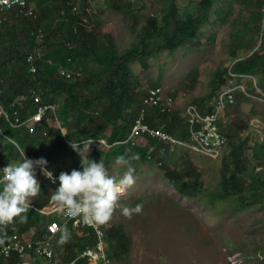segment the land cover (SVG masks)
<instances>
[{
    "label": "trees",
    "instance_id": "1",
    "mask_svg": "<svg viewBox=\"0 0 264 264\" xmlns=\"http://www.w3.org/2000/svg\"><path fill=\"white\" fill-rule=\"evenodd\" d=\"M107 1L110 2L113 0ZM203 1L207 5L209 4V1ZM235 1L237 3H240L245 8H252L256 5L253 3H257L259 12L255 13V17L257 21L261 24L263 23L264 26V0ZM31 2L35 3L36 5V10L34 11L33 15H21L18 14V12H14L16 16L12 17L11 15H9L8 20L1 24L2 26L0 25V49L1 46L2 50L4 49V52H1L3 53V55H0V89L2 90V92L0 93V99L3 106L6 108L8 107L7 113H11L13 116L10 121L4 118L5 120H2L1 123L0 166L6 164L7 162H12L14 164L21 162L23 157H21L20 155V149H24L26 156L29 159H39L41 157L45 158L49 162V166L51 164V167H55L54 169V167L50 168L48 166V170L52 171L54 175H60L61 172H70L73 169L82 171L83 169L81 160L76 156L77 151L73 150L69 146L71 142L83 143L88 141L89 139H107L108 145L102 147V149L97 148L98 150L96 149L97 151L95 150L88 157L89 159H95L97 162L103 159L105 167H107V165L110 166L111 162L114 161L116 157H124L125 159H129L132 155L139 154V160L131 161L136 171L138 170L137 168L139 165H161L162 169L164 168L163 171L166 179L170 180L182 193L195 198L200 194H207L209 190H206V186L204 185L205 182L202 179L204 170L202 171V169L197 166L198 164L195 161L189 159L191 155L190 154L188 157V154L191 152L189 149H182L179 153H177L179 151V148H176L174 152L175 156H172L175 159L174 160L169 159V155H166L165 159V155L163 154V152H166L165 154H167V151L173 148L172 143L169 141L166 142V145L164 141L162 142L159 140L154 144L153 142H156V140H151L150 138H148L145 139V141L148 140L149 146H144L145 148L141 145L138 147L123 145L122 147H115V149L109 148V145L112 146L117 142L128 138V135H130V132L132 130V125H134L135 123L134 120H136V117L141 115V108L143 105L142 103L149 93V91L148 93H138V95L134 93V71L131 67V63L139 62L141 65H146V58H148L154 52H159L161 51V49L165 48L175 49L176 47L183 46L186 41H189L191 37H193L196 32L200 30L203 25V18L201 16L195 17L191 15L187 16L186 18H182V16L179 17L178 14H176L179 12L176 5V0H168V13L166 16H161L165 17V22L158 25L156 21L157 18H150V22L145 27H143L142 30H134V28L132 27V31L135 33V35L138 34V41L136 45L133 46V49L131 48L129 50L123 51L125 52L123 53L117 47V42L114 34L111 31L107 30L108 24L103 20V15L94 14L93 10L85 11L82 8V6H84L82 5V3V6L79 7V4L74 2V0H31ZM127 2L128 0H117L118 7H120V9L116 10L119 12H125V9L129 7V4ZM89 5L91 6V4ZM43 6H45V9L43 8ZM77 7L80 8L81 12H78V10H76ZM128 13L130 14V12ZM100 17H102L103 22H101ZM39 29H42L45 33L44 43H40L38 46H36L35 40L38 36L37 30ZM237 33L238 35L242 36V39H244V37L249 34V32L242 31ZM156 37H164L165 40L163 43H160L158 47L151 48L149 46V41L155 40ZM99 40H101V43ZM263 46L264 42L256 51L254 46L252 45L245 47L246 49L248 48L247 50L249 51L246 52L247 54L242 57L238 55L239 49L233 51V62L231 64L232 67L230 66L228 68L216 70L213 78L210 81L211 89L207 97L205 99H199L193 102L195 106L198 105V110H203L202 113L215 111V104L212 103V99L215 98L219 94V92L228 85L229 79L231 77L230 69L233 70H231V72H233L235 75H238L236 79L238 80V83L241 84H243L241 81L248 79L247 76L243 77L242 75H256L255 73L257 71L258 74L264 73ZM26 47L29 50H26ZM25 50L28 52H26ZM31 53H34L35 55L34 61L32 63L28 61V57ZM65 61H67L66 63L70 64H66ZM9 64L10 66H8ZM32 65H36L38 67L37 73L31 72L30 67ZM6 66L8 67L6 68ZM68 73L71 76H68ZM217 74H219V78L221 81H217ZM258 77L259 79L255 83H252L253 90L250 91L253 93H259L260 91L257 89L258 85L261 86V84H264V75ZM99 78L100 80H102L100 81ZM239 78L241 81H239ZM155 87L158 86L156 85ZM256 89L259 92H257ZM247 91H241L244 95H241V92H238L239 95L238 93L236 94L238 95L236 96V98L238 97L236 100H239V103L243 102L246 98L249 99V91ZM34 92L37 93L35 97L32 96V93ZM77 95H79L80 97ZM263 95L264 92L258 94L259 97H263ZM20 96L24 98L26 97L25 99L28 100L26 107L22 110H19L20 108L17 109V107H11L12 102H15L16 99H18V97ZM37 97H40L39 99H41V101L39 102L41 104L45 103L44 105L48 104V106H51L52 104H58L59 107L55 108L54 110L51 109V112L48 111L47 116L49 117H46L47 123L44 120L38 123L36 128L37 130H35V132H31L27 124H24L27 127H14L12 125L14 122H16V116L14 115V112L19 111V114L21 111H24L21 112L22 115L24 114V116L22 117H30L28 115H33L37 110L39 102L34 101ZM127 100L129 101V103H127ZM139 103H141V105ZM233 105L229 104L232 109L231 107L229 108V106L227 107L228 109H226L228 117L223 116V119L221 118L218 122L221 125L219 126L228 137V145L226 147V149L228 150H225V154L222 156V160L224 161V164L227 160H229V162L228 164H225V166L222 164V179L219 182L220 188L214 190L215 192L212 191L213 193L211 194V197L213 199V202L231 201L234 202L237 207H239L240 202L244 203L249 200L256 199L257 186L264 188V177H261L263 175V172H258L257 175L252 176L248 172L247 166L250 156V150H252V152L255 153L258 157L264 156V140L256 139L255 136H253V134L248 131L249 124H245L242 121L240 122V124H238L239 118L236 114L238 111L235 112V108L237 106L236 103H233ZM208 109L211 111H209ZM96 111L99 114L96 113ZM179 112L181 113V111L176 110H168L167 112H162L159 108L153 107L152 109L148 110L149 114L146 112V117H149L147 118L146 122L149 124L151 118V126H153L154 124L156 125H154L153 128L163 130L166 133L168 132L170 136L175 140L193 144L195 143V140H193L192 138L191 125L189 122V117L187 115L188 113L186 114L187 111L184 110L185 114L183 116L182 113L180 114ZM25 113L28 115H25ZM127 114H130V120L127 119ZM132 116L136 117L133 118ZM225 117L227 119H225ZM25 118L22 119L24 120ZM172 118H174L175 120ZM50 120L52 122H50ZM118 121H121L122 123ZM69 122L72 125L69 124ZM116 122L118 123V125H116ZM173 123L175 124L173 125ZM187 124L189 126H187ZM222 124L225 125L222 126ZM47 125L49 126L47 127ZM171 125H173V128L171 127ZM186 126L189 128H185ZM40 127L43 130H41ZM49 127L51 128V131L53 129L54 130L52 132H49ZM24 128L27 129L25 130ZM63 129L65 130V133L63 132ZM182 129H186L187 132L183 131ZM170 130L172 131V133ZM174 130L175 132L177 131L180 135H177L175 132H173ZM108 131H110V134L108 133ZM181 131H183V133ZM7 132L10 133V136ZM185 132L187 134L188 132H190L188 134L189 138H187L188 136H186ZM61 133L65 134L66 136L62 135ZM56 134L59 137V139L57 138L58 141L56 140ZM172 134H175V137L174 135L172 136ZM181 134H183L185 137L183 138V135ZM13 135L15 137H13ZM71 135H73V137ZM116 135L117 137H115ZM241 135L243 136V139ZM48 136H52L53 138ZM112 136H114V139L112 138ZM178 137L180 139H178ZM151 142L154 146L151 144ZM160 142L165 148L159 146L161 145L159 144ZM157 149L159 150V152H157ZM69 152L72 153L71 156ZM107 158L109 159L107 160ZM152 158L154 160H151ZM178 158L179 161H177ZM186 159L189 160L187 161ZM183 160H186L185 164H183ZM153 161H155V163ZM164 163L165 165H167L165 166ZM180 163H182V165ZM187 163L189 166L187 165ZM167 167L169 168V170H171H167ZM177 169L179 170V172L175 174V171H177ZM167 171L169 173L172 171L173 174H169L168 176ZM36 173L37 179L41 184V192L39 194L40 196L38 195L39 197L30 199L31 207L29 211L24 214L26 216V219L23 222H21L19 218H16L11 224H8L6 226L0 225V232L4 233H0V241H2V243H0V249L9 244L16 235H25L28 233V231H31V229H36V231H38L37 234L38 238L40 239L47 232L46 227L50 221L60 220L61 215L59 214H54V216H44L35 209V207L43 208L49 203L46 202L50 200V195L47 194H51L53 191L58 189L59 186L57 185H59V180H57L55 184L52 183L42 175L39 167L36 168ZM47 184L48 186H46ZM48 191L51 192L48 193ZM43 197H48V199L45 198L46 201L44 202ZM31 200L33 202H31ZM41 201L44 203H42ZM37 204L42 205L37 206ZM109 222L110 219L107 222L99 224L103 229H105L106 225ZM6 230L8 231L6 232ZM106 231V238L109 244V255L111 257L109 259L115 262V264L122 263L123 261L127 260V258H129L128 255L130 254L129 249L131 248L130 239H128V237L122 233V229L119 227H113ZM115 238H117L118 240H116ZM124 240L129 241L127 243L126 241L124 242ZM54 241V248H56L57 256L61 257V260L63 261V263H65L64 261H73L86 250L95 248L98 243V238L94 230L87 228L74 229L72 223H70L69 227L65 229L63 233L57 235ZM117 242L121 244L119 245ZM122 244L125 245L126 248H124ZM128 245L130 246V248L128 247ZM113 246H115L116 248ZM114 256L117 258H115ZM81 264H85V261L81 260Z\"/></svg>",
    "mask_w": 264,
    "mask_h": 264
},
{
    "label": "rangeland",
    "instance_id": "2",
    "mask_svg": "<svg viewBox=\"0 0 264 264\" xmlns=\"http://www.w3.org/2000/svg\"><path fill=\"white\" fill-rule=\"evenodd\" d=\"M75 1L79 4V7L84 5L82 8H84L85 11L93 10L94 14L103 15V20L108 24L107 30L114 34L117 47H119L118 49L120 51L129 50V48H132L135 43H137L138 34L135 35L132 31L133 26L134 30H142V28L150 22V18H157L156 21L158 25H160V23L165 22V17L161 16H166L168 13V0H128L127 3L129 7L125 9V12L116 10L120 9L117 0L110 2L107 0H74V2ZM207 1H209L208 5L203 0H176L179 11L177 14L179 17L182 16V18H186L190 15L195 17L201 16L203 18V25L189 41L183 44V46L176 47L175 49H161L159 54L158 52H154L146 58V65H141L139 62L131 63V67L135 74L134 78L136 77L134 79V84H136L135 86L137 88L136 90L134 86L135 94L148 93V91L154 88H164L166 94L175 99L172 110L181 111L184 115V110L189 104H194L193 102L195 100L205 99L207 97L211 89L210 81L215 71L231 66L233 62V51L239 49L238 55L242 57L249 51L245 48L247 46L255 45V51L259 49L264 40V26L263 23H259L255 17V13L259 12L257 3H253L256 5L252 8H245L235 0ZM89 4H91L92 7L88 6ZM79 7H77L76 10L81 12ZM43 8L45 9V6H43ZM35 10L36 5L31 2V0L26 8L4 10L0 12V25L8 20L9 15L12 17L16 16L14 12H18V14L21 15H33ZM128 12H130V14ZM245 22L250 25L248 26ZM247 26L249 29L244 30ZM239 30H243L244 32H249V30L252 31H250L244 39H241L243 40L242 42H239L241 41L240 39L235 40ZM37 33L38 36L35 40L36 46L40 43H44L45 35L42 29L37 30ZM239 36L240 35H238V37ZM164 40V37H156L155 40L149 41V46L151 48L158 47ZM130 42H132L133 46ZM242 48L244 50H242ZM0 51L4 52L2 46ZM34 57V53H31L28 57V61L32 63ZM36 68L38 69L36 65H32L30 67L31 72L37 73L38 70ZM232 74L233 76H231L229 80H235L238 87L237 91L241 89L243 85H246L249 91V99L246 98L241 104L238 103L239 101H235L236 106L240 104L235 108V112L238 111L236 113L239 118L238 124H240L241 121L245 124H249L248 131L252 133L256 139L264 140V96L259 97L255 95L258 93L251 92L253 90L252 83H255L259 79L258 76H262L264 73L258 74L257 71L255 73L256 75L245 74L244 76H247L251 81L246 79L242 81L243 83L245 82L244 84L238 83L236 79L238 76H234L233 72ZM156 85L159 86L155 87ZM246 86L245 89H242L245 92L247 91ZM257 89L256 91L259 93L264 92V84H261V86L258 85ZM0 91L2 92L1 89ZM36 95L35 92L32 93V96ZM37 98L34 101H37ZM39 101H41V99H39ZM214 101L215 98L212 99V102ZM27 103L28 100L20 96L15 102H12L11 107L15 106L24 109ZM44 104L45 103H43V105ZM0 107H2V110H5L1 102ZM51 107L54 110L58 108V104H52ZM144 108L148 113V110L153 107H144L143 102L141 115ZM1 114L2 111H0V118ZM20 114H18V111L14 112V115L17 116L16 122L13 124L11 122L16 128L21 127V125L25 126L20 122L23 118ZM140 116H138L136 120ZM224 116H228L227 112H225ZM226 117L225 119H227ZM7 118L9 121L11 120V113L7 114ZM0 122L2 123L1 120ZM120 123L122 122L120 121ZM35 130L36 126L34 130L30 131L35 132ZM63 132L65 133L64 129ZM109 132L110 131H108V133ZM91 140L93 143L90 146L88 157L97 148L108 145L107 139ZM125 141L126 139H123L112 146L109 145V148L115 149V147H122L125 144H132ZM140 145L147 146L148 143L143 139L139 141V145L133 146L132 144L130 146L138 147ZM81 148H83V144ZM181 150L182 148H179L177 153ZM190 151L191 155L189 159L195 161L202 171L204 170L202 179L205 182L206 190H209V192L205 195L200 194L196 198L188 196L179 191L170 180H167L166 177L163 176L164 171L161 165H139L137 168L138 170L135 172V185L121 198L110 218V222L106 225L105 229L99 224L101 229L104 230H101V232H103V235H106L104 240L105 251H109L106 230L119 227L122 229V233L131 240V252L129 254L130 257L125 260L126 262L123 261L118 264H264V188L257 186L256 199L240 203L239 207L231 201L213 202L211 194L215 192L214 190L220 188L219 182L222 179L221 168L223 158L216 160L217 157L213 158L204 153L199 154L200 152L198 151ZM249 153L250 156L247 163L248 172L252 176L257 175L258 172H263L261 177H264V156L258 157L252 150H250ZM163 154L166 156L164 152ZM76 155L81 160L80 154L77 153ZM117 159L118 158L112 161L110 166L106 168L110 174L119 176L126 171V168L117 164ZM169 159H172V157H169ZM10 163L12 162L1 165L0 169H3ZM117 172H119V174ZM68 173L70 174V172ZM56 176L58 177L59 175ZM136 189L140 194L136 192ZM166 189L168 191L170 189L171 192H168ZM168 197H171V200ZM138 199L139 201H137ZM137 204L142 205V212L133 214L131 217L123 214L122 206L134 208ZM41 214L49 216L43 213ZM165 215H167L168 218ZM52 216H54V214H52ZM155 219L157 220L156 222ZM37 232L36 229H31V231L23 236H16L22 238L23 242L27 243L30 239H35L34 241L40 240ZM52 251L56 259L57 251L54 249V242L52 243ZM108 251H106V254L108 253L107 255L109 256ZM30 259L33 260L35 264L44 263L37 255H33ZM182 259H184L183 262H181ZM23 260L24 258H15L14 256H0V264H15ZM71 261L64 262L69 263ZM55 262H57V264H64L59 256H57ZM85 264H91L88 257L86 258ZM110 264H115V262L111 260Z\"/></svg>",
    "mask_w": 264,
    "mask_h": 264
},
{
    "label": "clouds",
    "instance_id": "3",
    "mask_svg": "<svg viewBox=\"0 0 264 264\" xmlns=\"http://www.w3.org/2000/svg\"><path fill=\"white\" fill-rule=\"evenodd\" d=\"M92 143L91 139L83 143L71 142L70 147L81 156L83 170L73 169L70 174L61 172L58 178L59 187L51 193L50 203L57 211L80 217L85 223H103L111 218L121 198L135 185L136 169L131 161L139 160V154H134L129 159L118 158L117 164L125 167L126 171L117 176L109 173L103 159L97 162L88 158ZM20 155L23 157L21 162L10 163L0 169V225L11 224L16 218L21 222L26 219L24 214L31 207L30 199L37 197L41 192L37 167L44 177L56 183V177L48 170V161L45 158L29 159L24 149H20ZM122 212L131 217L142 212V205L137 204L134 208L122 206ZM32 254L40 258L34 250L29 251L31 258Z\"/></svg>",
    "mask_w": 264,
    "mask_h": 264
},
{
    "label": "built area",
    "instance_id": "4",
    "mask_svg": "<svg viewBox=\"0 0 264 264\" xmlns=\"http://www.w3.org/2000/svg\"><path fill=\"white\" fill-rule=\"evenodd\" d=\"M30 0H0V12L4 10L23 9L26 8ZM38 70V69H37ZM230 74L233 76L231 69ZM68 76H71L68 73ZM234 76H238L235 75ZM243 77H246L242 75ZM238 87L235 80H229L228 85L219 92L215 97V111L203 114L198 110L194 104H189L186 107L188 113L189 122L191 125V134L195 143L190 144L188 142H182L173 139L163 130L153 128L146 122V110L143 109L142 115L136 120L130 135L125 142L132 143L133 145H139V141L150 138L159 141H169L172 143L173 148L169 150L168 155H173L176 148L189 149L204 153L210 157H217L216 160L221 159L224 155L225 149L228 145V137L219 126V120L224 116L229 104H233L236 101V94L239 90L245 89L243 86L237 91ZM39 102V99L37 98ZM175 99L172 96L166 94L164 88H154L148 93V96L144 100V107H156L162 112L172 110ZM53 109L51 106L38 104L37 111L32 116L21 121V124H27L30 130H34L37 123L42 122L48 111ZM0 120L7 118V112L2 110ZM224 112V113H223ZM223 113V114H222ZM161 164V163H160ZM56 177V181L59 180V176ZM45 215L59 214L60 220H52L47 224V232L40 240L34 241L30 239L28 243L23 242V239L15 236L12 241L0 250V255L11 257L16 255L18 258H24L23 261L16 262L15 264H35L30 259L29 251H35L39 255V259L43 260V264H57L52 251V243L57 235L63 233L72 223L74 229L87 228L95 231L98 244L93 250H86L78 256V258L70 264H80L81 260L86 261L88 257L91 264H110L111 260L105 251V235L101 232V227L98 223H85L80 217H72L67 214L61 213L49 202L43 208H35ZM103 231V230H102ZM62 264V263H61Z\"/></svg>",
    "mask_w": 264,
    "mask_h": 264
},
{
    "label": "bare ground",
    "instance_id": "5",
    "mask_svg": "<svg viewBox=\"0 0 264 264\" xmlns=\"http://www.w3.org/2000/svg\"><path fill=\"white\" fill-rule=\"evenodd\" d=\"M71 1H72V0H71ZM132 1H133V0H132ZM75 2H77V1H75ZM89 6H90V5H89ZM33 7H34V6H33ZM87 7H88V6H87ZM91 7H92V5H91ZM135 7H136V6H135ZM83 9H84V8H83ZM83 9H82V10H83ZM176 11H177V10H176ZM247 11H248V10H247ZM33 13H34V12H33ZM78 14H79V13H78ZM80 14H81V13H80ZM176 14H177V13H176ZM100 19H101V22H103V21H102V17H100ZM196 19H197V18H196ZM248 22H249V21H248ZM245 23L247 24V22H245ZM2 24H3V23H2ZM90 25H91V24H90ZM247 25H248V24H247ZM249 25H250V24H249ZM249 25H248V26H249ZM1 26H2V25H1ZM248 26H247L246 29H244V30L249 29ZM254 26H255V25H254ZM4 27H5V26H4ZM103 27H104V26H103ZM133 27H134V26H133ZM243 27H245V26H243ZM255 27H256V26H255ZM2 28H3V27H2ZM235 29H236V28H235ZM235 29H234V30H235ZM238 29H239V28H238ZM255 29H256V28H255ZM258 30H259V29H258ZM3 31H4V30H3ZM32 31H33V30H32ZM95 31H96V30H95ZM250 31H252V30H249V32H250ZM255 31H256V30H255ZM263 31H264V30H263ZM35 32H36V31H35ZM46 32H48V31H46ZM98 32H99V31H98ZM238 32H240V30H239ZM242 32H244V31L242 30ZM246 32H248V31H246ZM42 33H43V32H42ZM51 33H52V32H51ZM96 33H97V32H96ZM232 33H233V32H232ZM233 34H234V33H233ZM233 34H232V35H233ZM239 34H240V33H239ZM242 34H243V33H242ZM244 34H245V33H244ZM247 34H248V33H247ZM263 34H264V33H263ZM35 35H36V33H35ZM235 36H236V35H235ZM20 37H21V35H20ZM233 37H234V36H233ZM233 37H232V38H233ZM237 37H238V35H237ZM237 37H235V40H239L242 36L240 35V36H239V39H238ZM243 37H244V35H243ZM191 38H192V37H191ZM232 38H231V40H232ZM236 38H237V39H236ZM244 38H245V37H244ZM241 39H242V38H241ZM241 39H240V40H241ZM263 39H264V38H263ZM133 40H134V39H133ZM99 41H100V43H101V40H99ZM136 41H137V40H136ZM136 41H135V42H136ZM242 41H243V40H241V41H239V42H242ZM248 41H249V40H248ZM254 41H255V40H254ZM256 41H257V40H256ZM235 42H236V41H235ZM263 42H264V41H263ZM130 43H131V45L133 46L132 42H130ZM138 43H140V42H138ZM255 43H256V42H255ZM67 45H68V44H67ZM135 45H136V43H135ZM185 45H186V44H185ZM124 46H125V45H124ZM252 46H253V45H252ZM254 46H255V45H254ZM21 47H22V46H21ZM263 47H264V46H263ZM26 48H27V47H26ZM118 48H119V47H118ZM133 48H134V47H132V49H133ZM250 48H251V47H250ZM30 49H31V48H30ZM120 49H121V48H120ZM129 49H131V48H129ZM247 49H248V48H247ZM0 50H1V49H0ZM26 50H29V49L27 48ZM26 50H25V51H26ZM176 50H177V49H176ZM242 50H244V49L242 48ZM251 50H252V49H251ZM3 51H4V49H3ZM31 51H32V50H31ZM125 51H126V50H125ZM26 52H28V51H26ZM122 52H123V51H122ZM122 52H121V54H122ZM123 53H125V52H123ZM1 54L3 55V53H1V51H0V55H1ZM6 54H7V53H6ZM26 54H27V53H26ZM104 54H105V53H104ZM158 54H159V52H158ZM255 54H256V53H255ZM6 56H7V55H6ZM153 56H154V55H153ZM249 57H250V56H249ZM245 58H247V57H245ZM2 59H3V58H2ZM4 59H5V58H4ZM5 60H6V59H5ZM32 60H33V59H32ZM244 60H245V59H244ZM2 61H3V60H2ZM67 61H68V60H67ZM67 61H65V63H66ZM72 61H73V60H72ZM235 63H236V62H235ZM14 64H15V63H14ZM14 64H13V66H14ZM66 64H70V63H66ZM8 66H10V64H9ZM8 66H6V68H7ZM62 66H63V65H62ZM66 66H67V65H66ZM0 68H1V67H0ZM2 68H4V67H2ZM233 68H235V67H233ZM36 69H37V68H36ZM231 70H232V69H231ZM232 71H233V70H232ZM24 72H26V71H24ZM218 73H219V72H218ZM219 74H220V73H219ZM219 74H217V81H221L220 78H219ZM226 74H228V73H226ZM226 74H225V75H226ZM134 75H135V74H134ZM9 76H10V75H9ZM138 76H139V74H138ZM215 76H216V75H215ZM229 76H230V75H229ZM225 77H226V76H225ZM225 77H224V78H225ZM250 77H251V76H250ZM135 78H136V77H135ZM135 78H134V79H135ZM140 78H141V77H140ZM241 78H242V77H241ZM251 78H252V77H251ZM64 79H65V78H64ZM134 79H133V81H134ZM138 79H139V78H138ZM248 79H249V78H248ZM97 80H98V78H97ZM99 80H100V78H99ZM101 80H102V79H101ZM101 80H100V81H101ZM136 80H137V79H136ZM136 80H135V81H136ZM249 80H250V79H249ZM137 81H138V80H137ZM239 81H241L240 78H239ZM250 81H251V80H250ZM66 82H67V80H66ZM241 82H242V81H241ZM139 83H140V82H139ZM220 83H221V82H220ZM242 83H243V82H242ZM244 83H245V82H244ZM244 83H243V84H244ZM261 83H262V82H261ZM93 84H94V83H93ZM158 84H159V83H158ZM240 84H241V83H240ZM259 84H260V83H259ZM64 85H65V84H64ZM91 85H92V84H91ZM96 85H97V84H96ZM135 85H136V84H135ZM138 85H139V84H138ZM219 85H220V84H219ZM85 86H86V85H85ZM97 86H98V85H97ZM158 86H159V85H158ZM243 86H244V85H243ZM135 87H136V86H135ZM137 87H138V86H137ZM223 87H224V86H223ZM2 88H3V87H2ZM87 88H89V87H87ZM224 88H225V87H224ZM37 89H38V88H37ZM76 89H77V88H76ZM41 90H42V89H41ZM219 90H220V89H219ZM241 90H242V89H241ZM0 92H1V91H0ZM30 92H31V90H30ZM30 92H29V93H30ZM98 92H99V91H98ZM213 92H214V91H213ZM240 92H241V91H239V93H240ZM99 93H100V92H99ZM146 93H147V92H146ZM239 93H238V95H239ZM243 93H244V92H243ZM36 94H37V93H36ZM258 94H259V93H258ZM258 94H255V95L258 96ZM238 95H236V96H238ZM241 95H244V94H242V92H241ZM260 95H261V94H260ZM77 96H79V95H77ZM261 96H262V95H261ZM263 96H264V95H263ZM34 97H35V96H34ZM79 97H80V96H79ZM239 97H240V96H239ZM242 97H243V96H242ZM25 98H26V97H25ZM237 98H238V97H237ZM237 98H236V99H237ZM2 99H3V98H2ZM28 99H29V98H28ZM30 99H31V98H30ZM34 99H35V98H34ZM129 99H131V98H129ZM131 100H133V99H131ZM127 101H128V100H127ZM127 101H126V102H127ZM237 101H239V100H237ZM0 102H1V99H0ZM2 102H3V101H2ZM132 102H133V101H132ZM138 102H139V101H138ZM127 103H129V101H128ZM133 103H134V102H133ZM235 103H236V102H235ZM238 103H239V102H238ZM134 104H135V103H134ZM139 104L141 105V103H139ZM142 104H143V103H142ZM240 104H241V103H240ZM240 104H239V105H240ZM32 105H33V104H32ZM232 105H233V104H232ZM239 105H237V106H239ZM138 106H139V105H138ZM197 106H198V105H197ZM233 106H235V105H233ZM12 107H13V106H12ZM14 107H15V106H14ZM58 107H59V106H58ZM230 107H231V106H229V108H230ZM5 108H6V107H5ZM7 108H8V107H7ZM7 108L5 109V111L7 110ZM198 108H199V107H198ZM202 108H204V107H202ZM231 108H232V107H231ZM236 108H237V107H236ZM9 109H10V108H9ZM14 109H15V108H14ZM14 109H13V110H14ZM17 109H18V108H17ZM19 110H22V109H19ZM56 110H57V109H56ZM200 110H201V108H200ZM208 110H209V109H208ZM233 110H234V109H233ZM11 111H12V110H11ZM57 111H58V110H57ZM66 111H67V110H66ZM99 111H100V110H99ZM125 111H126V110H125ZM177 111H178V110H177ZM202 111H203V110H202ZM202 111H201V112H202ZM209 111H211V110H209ZM229 111H230V110H229ZM13 112H14V111H13ZM18 112H19V111H18ZM21 112H24V111H21ZM50 112H51V111H50ZM26 113H28V112H26ZM26 113H25V115H28V114H26ZM31 113H32V112H31ZM34 113H36V111H35ZM96 113H98V112L96 111ZM112 113H113V111H112ZM126 113H127V112H126ZM179 113H180V112H179ZM179 113H178V115H179ZM181 113H182V112H181ZM181 113H180V114H181ZM204 113H205V112H204ZM204 113H203V114H204ZM19 114H20V113H19ZM57 114H58V113H57ZM98 114H99V113H98ZM146 114H147V113H146ZM148 114H149V113H148ZM184 114H185V113H184ZM186 114H187V112H186ZM227 114H228V113H227ZM11 115H12V114H11ZM52 115H54V114H52ZM110 115H111V114H110ZM182 115H183V113H182ZM187 115H188V114H187ZM187 115H186V116H187ZM9 116H10V115H9ZM20 116H24V114H23V115L21 114ZM20 116H19V117H20ZM28 116H30V115H28ZM127 116H128V118H127V117H126V118H127L128 120H130V119H129V118H130V114H129V115L127 114ZM151 116H152V115H151ZM173 116H174V115H173ZM173 116H172V117H173ZM183 116H184V115H183ZM12 117H13V116H12ZM16 117H17V116H16ZM16 117H15V118H16ZM46 117H49V116L46 115ZM46 117H45V119H44L45 122L47 121V120H46ZM62 117H64V116H62ZM123 117H124V115H123ZM132 117H133V116H132ZM132 117H131V118H132ZM135 117H136V116H134L133 118H135ZM174 117H175V116H174ZM179 117H180V116H179ZM181 117H182V116H181ZM227 117H228V116H227ZM9 118H10V117H9ZM23 118H24V117H23ZM133 118H132V119H133ZM136 118H137V117H136ZM147 118H149V117H146V119H147ZM154 118H155V116H154ZM19 119H20V118H19ZM19 119H18V120H19ZM25 119H26V118H25ZM59 119H60V117H59ZM63 119H64V118H63ZM122 119H124V118H122ZM163 119H164V118H163ZM170 119H171V118H170ZM172 119H174V118H172ZM186 119H187V118H186ZM222 119H223V118H222ZM3 120H5V119H3ZM15 120H16V119H15ZM21 120H23V119H21ZM21 120H20V122H21ZM51 120H53V119H51ZM51 120H50V122H52ZM133 120H134V119H133ZM158 120H159V119H158ZM164 120H165V119H164ZM166 120H168V119H166ZM174 120H175V119H174ZM184 120H185V118H184ZM106 121H107V120H106ZM113 121H115V120H113ZM134 121H135V120H134ZM221 121H222V120H221ZM221 121H220V122H221ZM13 122H14V121H13ZM65 122H66V121H65ZM118 122H120V121H118ZM150 122H151V118H150L149 124H150ZM153 122H154V121H153ZM160 122H161V120H160ZM164 122H165V121H164ZM164 122H162V123H164ZM170 122H171V121H170ZM177 122H180V121H177ZM183 122H184V121H183ZM230 122H231V121H230ZM0 123H1V122H0ZM3 123H5V122H3ZM14 123H15V122H14ZM43 123H44V122H43ZM46 123H47V122H46ZM55 123H56V120H55ZM55 123H54V124H55ZM110 123H111V122H110ZM116 123H117V122H116ZM167 123H168V122H167ZM167 123H166V124H167ZM222 123H223V122H222ZM226 123H227V121H226ZM228 123H229V122H228ZM69 124H71V123L69 122ZM111 124H112V123H111ZM134 124H135V123H134ZM156 124H157V123H156ZM170 124H171V123H170ZM174 124H175V123H173V125H174ZM183 124H185V123H183ZM23 125H24V124H23ZM39 125H40V124H39ZM42 125H43V124H42ZM56 125H57V124H56ZM71 125H72V124H71ZM112 125H113V124H112ZM116 125H118V123H117ZM119 125H120V123H119ZM150 125H151V124H150ZM152 125H153V124H152ZM154 125H155V124H154ZM154 125H153V126H154ZM163 125H164V124H163ZM173 125H171V127H172ZM219 125H220V124H219ZM224 125H225V124H224ZM224 125L222 124V126H224ZM3 126H4V125H3ZM6 126H7V125H6ZM48 126H49V125H47V127H48ZM62 126H63V125H62ZM64 126H65V125H64ZM83 126H84V125H83ZM153 126H152V127H153ZM155 126H156V125H155ZM161 126H162V124H161ZM176 126H177V124H176ZM182 126H183V125H182ZM187 126H189V125L187 124ZM187 126H186L185 128H189V127H187ZM220 126H221V125H220ZM0 127H1V126H0ZM7 127H8V126H7ZM21 127H22V125H21ZM25 127H27V126H25ZM42 127H43V126H42ZM116 127H118V126H116ZM132 127H133V125H132ZM227 127H228V125H227ZM9 128H10V127H9ZM9 128H8V129H9ZM36 128H37V124H36ZM49 128H50V127H49ZM55 128H56V127H55ZM66 128H67V127H66ZM82 128H83V127H82ZM158 128H159V127H158ZM160 128H161V127H160ZM168 128H169V127H168ZM172 128H173V127H172ZM178 128H179V127H178ZM180 128H181V127H180ZM24 129H25V128H24ZM26 129H27V128H26ZM26 129H25V130H26ZM29 129H30V128H29ZM40 129H41V127H40ZM44 129H45V128H44ZM84 129H85V128H84ZM110 129H111V128H110ZM161 129H162V128H161ZM163 129H164V128H163ZM166 129H167V127H166ZM170 129H171V128H170ZM175 129H176V128H175ZM224 129H225V128H224ZM3 130H4V129H3ZM13 130H14V129H13ZM15 130H17V129H15ZM20 130H21V129H20ZM36 130H37V129H36ZM41 130H43V129H41ZM53 130H54V129H53ZM53 130H52V131H53ZM56 130H57V129H56ZM56 130H55V131H56ZM73 130H74V128H73ZM130 130H131V129H130ZM130 130H129V132H130ZM176 130H177V129H176ZM182 130H183V129H182ZM251 130H252V129H251ZM258 130H259V129H258ZM22 131H23V130H22ZM52 131H51V128H50V131H49V132H52ZM57 131H58V130H57ZM69 131H70V130H69ZM167 131H168V129H167ZM170 131H171V130H170ZM183 131H186V129L183 130ZM183 131H181V132L183 133ZM24 132H25V131H24ZM66 132H67V131H66ZM72 132H73V131H72ZM84 132H85V131H84ZM86 132H87V130H86ZM86 132H85V133H86ZM173 132H175V130H174ZM186 132H187V131H186ZM186 132H185V133H186ZM260 132H261V131H260ZM7 133H8V135L10 134L9 132H7ZM29 133H30V132H29ZM40 133H42V132H40ZM54 133H55V132H54ZM56 133H58V132H56ZM73 133H74V132H73ZM167 133H168V132H167ZM171 133H172V131H171ZM175 133H176L177 135L179 134L177 131H176ZM189 133H190V132H188V134H189ZM4 134H5V133H4ZM46 134H47V133H46ZM74 134H75V133H74ZM168 134H169V133H168ZM188 134L186 133V136H188ZM22 135H23V134H22ZM56 135H57V134H56ZM59 135H60V134H59ZM75 135H76V134H75ZM169 135H170V134H169ZM173 135H174V137H175V134H172V136H173ZM177 135H176V137H177ZM179 135H180V134H179ZM181 135H183V134H181ZM242 135H243V134H242ZM242 135H241V136H242ZM9 136H10V135H9ZM11 136H12V133H11ZM16 136H18V135H16ZM67 136H68V135H67ZM71 136L73 137V135H71ZM71 136H70V137H71ZM81 136H82V135H81ZM81 136H79V137H81ZM107 136H108V135H107ZM128 136H129V135H128ZM245 136H246V135H245ZM13 137H15V136L13 135ZM48 137H52V136H48ZM62 137H63V136H62ZM72 137H71V138H72ZM77 137H78V135H77ZM83 137H84V136H83ZM88 137H89V136H88ZM113 137H114V136H112V138H113ZM115 137H117V135H116ZM179 137H180V136H179ZM179 137H178V139H180ZM182 137L184 138L185 136L183 135ZM46 138H47V137H46ZM52 138H53V137H52ZM57 138L59 139L58 135H57V137H56V140H57ZM84 138H85V137H84ZM90 138H91V137H90ZM112 138H111V139H112ZM183 138H182V139H183ZM187 138H189V136H188ZM187 138H185V139H187ZM47 139H48V138H47ZM68 139H70V138H68ZM79 139H81V138H79ZM111 139H110V140H111ZM113 139H114V138H113ZM146 139H148V138H146ZM242 139H243V136H242ZM48 140H49V139H48ZM89 140H90V139H89ZM151 140H153V139H151ZM50 141H51V140H50ZM57 141H58V140H57ZM64 141H65V140H64ZM96 141H97V140H96ZM157 141H158V140H156V142H153V141H152V142L155 144V143H157ZM192 141H193V140H192ZM244 141H245V140H244ZM55 142H56V141H55ZM61 142H62V141H61ZM146 142L148 143V140H147ZM152 142H151V144H152ZM162 142H163V141H162ZM164 142H165V145H166V142H167V141H164ZM143 143H144V142H143ZM191 143H192V142H191ZM144 144H145V143H144ZM159 144H161V142H160ZM170 144H171V143H170ZM57 145H58V144H57ZM67 145H68V144H67ZM101 145H103V144H101ZM101 145H100V146H101ZM125 145H126V144H125ZM130 145H132V144H130ZM148 145H149V143H148ZM152 145H153V144H152ZM162 145H163V144H161V145H159V146L163 147ZM165 145H164V146H165ZM54 146H55V144H54ZM69 146H70V145H69ZM127 146H128V145H127ZM133 146H134V145H133ZM153 146H154V145H153ZM159 146H158V147H159ZM230 146H231V145H230ZM97 147H98V146H97ZM143 147H144V146H143ZM143 147H142V148H143ZM161 147H160V148H161ZM168 147H169V146H168ZM144 148H145V147H144ZM146 148H147V147H146ZM163 148H165V147H163ZM170 148H171V146H170ZM95 149H96V148H95ZM100 149H102V147H101ZM180 149H181V148H180ZM229 149H230V148H229ZM97 150H98V149H97ZM97 150H96V151H97ZM157 150H158V149H157ZM225 150H228V149H225ZM64 151H65V150H64ZM100 151H102V150H100ZM105 151H106V149H105ZM166 151H167V150H166ZM168 151H169V150H168ZM168 151H167V152H168ZM155 152H156V150H155ZM157 152H159V150H158ZM185 152H186V151H185ZM189 152H190V151H189ZM231 152H232V151H231ZM69 153H70V152H69ZM77 153H78V152H77ZM77 153H76V154H77ZM194 153H195V152H194ZM71 154H72V153H70V156H71ZM73 154H74V153H73ZM91 154H92V153H91ZM195 154H196V153H195ZM199 154H201V153H199ZM224 154H225V153H224ZM93 155H94V154H93ZM166 155H167V154H166ZM173 155H174V154H173ZM184 155H186V154H184ZM189 155H190V153L188 154V157H189ZM202 155H203V154H202ZM76 156H77V155H76ZM102 156H103V155H102ZM106 156H108V155H106ZM115 156H116V155H115ZM150 156H151V155H150ZM153 156H155V155H153ZM161 156H162V155H161ZM174 156H175V155H174ZM177 156H179V155H177ZM77 157H78V156H77ZM112 157H113V156H112ZM91 158H92V156H91ZM113 158H114V157H113ZM116 158H117V157H116ZM123 158H124V157H123ZM153 158H154V157H153ZM153 158H152L151 160H154ZM206 158H208V157H206ZM47 159H48V158H47ZM73 159H74V158H73ZM75 159H76V157H75ZM108 159H109V158H107V160H108ZM155 159H156V158H155ZM165 159H166V156H165ZM172 159H174V158L172 157ZM181 159H183V158H181ZM49 160H50V159H49ZM148 160H149V159H148ZM151 160H150V161H151ZM161 160H162V159H161ZM174 160H175V159H174ZM186 160H187V159H186ZM186 160H185V161H186ZM188 160H189V159H188ZM188 160H187V161H188ZM50 161H51V160H50ZM156 161H157V160H156ZM166 161H169V160H166ZM171 161H172V160H171ZM177 161H179V158H178ZM177 161H176V163H177ZM183 161H184V160H183ZM185 161H184L183 164L186 163ZM0 162H1V160H0ZM105 162H106V160H105ZM153 162L155 163V161H153ZM160 162H161V161H160ZM162 162H164V161H162ZM223 162H224V161H223ZM228 162H229V160H227V161L225 162V164H228ZM230 162H232V161H230ZM48 163H49V162H48ZM50 163H51V162H50ZM70 163H71V161H70ZM176 163H175V164H176ZM107 164H108V163H107ZM107 164H106V165H107ZM114 164H115V163H114ZM171 164H172V163H171ZM180 164L182 165V163H180ZM180 164H179V167H180ZM225 164L223 163L224 166H225ZM56 165H57V164H56ZM148 165H149V164H148ZM164 165H165V163H164ZM166 165H167V164H166ZM166 165H165V166H166ZM187 165H188V163H187ZM189 165H190V162H189ZM189 165H188V166H189ZM48 166H49V165H48ZM107 166H108V165H107ZM159 166H160V165H159ZM173 166H174V165H173ZM188 166H187V167H188ZM49 167H50V168H53L54 166L51 167V164H50ZM168 167H169V165H168ZM168 167H167V170H169ZM170 167H171V166H170ZM57 168H58V167H57ZM107 168H108V167H107ZM123 168H124V167H123ZM54 169H55V167H54ZM54 169H53V170H54ZM72 169H73V168H72ZM112 169H114V168H112ZM163 169H164V168H163ZM165 169H166V168H165ZM56 170H57V169H56ZM121 170H122V169H121ZM123 170H124V169H123ZM170 170H171V169H170ZM170 170H169V171H170ZM57 171H58V170H57ZM70 172H71V171H70ZM167 172H168V171H167ZM177 172H179L178 169H177V171H175V174H177ZM183 172H184V171H183ZM55 173H56V171H55ZM117 173L119 174V172H117ZM184 173H185V172H184ZM166 174H167V173H166ZM169 174H173L172 171H171L170 173L168 172V176H169ZM163 176H165V175H163ZM166 176H167V175H166ZM168 179H170V178H168ZM58 182H59V181H58ZM200 183H201V182H200ZM54 184H55V183H54ZM203 184H204V183H203ZM167 185H168V184H167ZM169 185H170V184H169ZM204 185H205V184H204ZM46 186H48V184H47ZM57 186H59V185H57ZM49 187H50V186H49ZM53 187H54V185H53ZM55 187H56V186H55ZM172 187H173V186H172ZM44 188H46V187H44ZM48 189H49V188H48ZM48 189H46V190H48ZM52 190H54V189H52ZM166 190H167V189H166ZM42 191H44V190H42ZM139 191H140V190H139ZM167 191H168V190H167ZM169 191H170V189H169ZM169 191H168V192H169ZM49 192H51V191H48V193H49ZM136 192H138L137 189H136ZM170 192H171V191H170ZM138 193H139V192H138ZM45 194H46V193H45ZM139 194H140V193H139ZM139 194H138V195H139ZM164 194H166V193H164ZM42 195H43V194H42ZM47 195H51V194H47ZM136 195H137V194H136ZM161 195H163V194H161ZM161 195H160V197H161V199H162V196H161ZM170 195H171V194H170ZM170 195H169V196H170ZM172 195H173V194H172ZM39 196H40V195H39ZM39 196H37V197H39ZM127 196H128V195H127ZM149 196H151V195H149ZM152 196H154V195H152ZM156 196H158V195H156ZM166 196H167V195H166ZM166 196H165V198H166ZM41 197H42V196H41ZM138 197H139V196H138ZM140 197H141V196H140ZM174 197H175V196H174ZM45 198L48 199V197H45ZM45 198L43 197L44 200L42 199L44 202L46 201ZM168 198H169V197H168ZM170 198H171V197H170ZM170 198H169V199H170ZM179 198H180V197H179ZM183 198H184V197H183ZM187 198H188V197H187ZM123 199H124V198H123ZM169 199H168V200H169ZM184 199H185V198H184ZM36 200H38V199H36ZM135 200H136V199H135ZM170 200H171V199H170ZM172 200H174V199H172ZM49 201H50V200H49ZM137 201H139V199H138ZM31 202H33V201L31 200ZM34 202H35V201H34ZM41 202H42V201H41ZM44 202H42V203H44ZM46 202H48V201H46ZM175 202H176V201H175ZM237 202H238V201H237ZM37 203H40V202H37ZM121 203H122V202H121ZM128 203H129V201H128ZM130 203H131V202H130ZM162 203H163V202H162ZM233 203H234V202H233ZM240 203H241V202H240ZM46 204H47V203H46ZM124 204H127V203H124ZM173 204H176V203H173ZM38 205H39V204H37V206H38ZM40 205H42V204H40ZM40 205H39V206H40ZM157 205H158V204H157ZM119 206H121V205H119ZM171 206H172V205H171ZM243 206H244V205H243ZM180 207H182V206H180ZM118 208H119V207H118ZM156 208H157V206H156ZM168 208H169V207H168ZM175 209H176V206H175ZM179 209H180V208H179ZM155 210H156V209H155ZM187 210H188V209H187ZM181 212H182V211H181ZM184 212H185V210H184ZM185 213H186V212H185ZM167 214H168V213H167ZM168 215H169V214H168ZM155 216H156V215H155ZM165 216H167V215H165ZM170 217H171V216H170ZM157 218H158V217H157ZM167 218H168V216H167ZM171 218H172V217H171ZM168 220H169V219H168ZM156 221H157V220L155 219V222H156ZM98 224H99V223H98ZM23 226H24V225H23ZM24 227H25V226H24ZM22 228H23V227H22ZM46 228H47V227H46ZM153 228H154V227H153ZM155 229H156V228H155ZM102 230H103V229H102ZM0 231H1V230H0ZM3 231H4V230H3ZM3 231H2V232H3ZM7 231H8V230H6V232H7ZM22 231H23V230H22ZM103 231H104V230H103ZM6 232H5V233H6ZM15 232H16V231H15ZM28 232H29V231H28ZM156 232H157V231H156ZM0 233H1V232H0ZM22 233H23V232H22ZM102 233H103V232H102ZM1 234H4V233H1ZM197 234H198V233H197ZM22 236H23V234H22ZM105 236H106V235H105ZM40 237H41V236H40ZM115 237H116V236H115ZM113 238H114V237H113ZM115 239L118 240L117 238H115ZM24 240H25V239H24ZM28 240H29V239H28ZM34 240H35V239H34ZM192 240H193V239H192ZM26 241H27V240H26ZM125 241H126V240H124V242H125ZM128 241H129V240H127L126 242L128 243ZM130 241H131V240H130ZM133 241H134V240H133ZM105 242H106V241H105ZM118 242H119V241H118ZM118 242H117V243H118ZM27 243H28V242H27ZM130 243H131V242H130ZM111 244H112V243H111ZM118 244H119V243H118ZM120 244H121V243H120ZM120 244H119V245H120ZM138 244H139V243H138ZM112 245H113V244H112ZM115 245H116V244H115ZM122 245H123V244H122ZM113 247H115V246H113ZM119 247H120V246H119ZM123 247L126 248L125 245H123ZM128 247L130 248L129 245H128ZM128 247H127V248H128ZM111 248H112V247H111ZM115 248H116V247H115ZM120 248H121V247H120ZM129 248H128V249H129ZM135 248H136V246H135ZM117 249H118V247H117ZM120 250H121V249H120ZM125 250H127V249H125ZM129 250H130V249H129ZM106 251H108V250H106ZM108 252H109V251H108ZM129 252H131V251H129ZM125 253H126V251H125ZM125 253H124V255H125ZM132 253H133V250H132ZM137 253H138V252H137ZM107 254H108V253H107ZM114 254H115V253H114ZM117 254H118V253H117ZM121 254H122V253H121ZM32 256H33V255H32ZM180 256H181V255H180ZM180 256H179V257H180ZM108 257H110V255H109ZM114 257H115V256H114ZM118 257H119V256H118ZM128 257H130V256L128 255ZM30 258H31V257H30ZM110 258H111V257H110ZM115 258H117V257H115ZM127 259H128V258H127ZM135 259H136V258H135ZM55 260H56V259H55ZM58 260H59V259H58ZM183 260H184V259H182L181 262H183ZM37 261H38V259H37ZM88 262H89V261H88ZM125 262H126V261H125ZM130 262H131V260H130ZM177 262H178V261H177ZM185 262H186V261H185ZM186 263H187V262H186Z\"/></svg>",
    "mask_w": 264,
    "mask_h": 264
},
{
    "label": "crops",
    "instance_id": "6",
    "mask_svg": "<svg viewBox=\"0 0 264 264\" xmlns=\"http://www.w3.org/2000/svg\"><path fill=\"white\" fill-rule=\"evenodd\" d=\"M166 153V152H165ZM168 156V155H167ZM173 155H169V157H172ZM48 202H50V201H48ZM35 207V206H34ZM36 208V207H35ZM45 235V234H44ZM44 237V236H43ZM42 238V237H41ZM54 245H55V241H54ZM55 249V251H56V248H54ZM15 258H17L16 256H15ZM77 259V258H76Z\"/></svg>",
    "mask_w": 264,
    "mask_h": 264
}]
</instances>
